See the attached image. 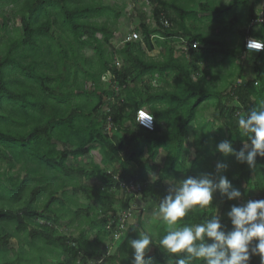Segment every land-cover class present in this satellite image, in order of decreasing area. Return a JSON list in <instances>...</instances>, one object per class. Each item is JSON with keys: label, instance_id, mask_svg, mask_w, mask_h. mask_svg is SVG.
Wrapping results in <instances>:
<instances>
[{"label": "trees", "instance_id": "16d2710c", "mask_svg": "<svg viewBox=\"0 0 264 264\" xmlns=\"http://www.w3.org/2000/svg\"><path fill=\"white\" fill-rule=\"evenodd\" d=\"M259 1L264 0L226 4L205 0L198 3L205 15L198 16L188 9L194 0H149L153 23L140 12L139 23L130 32H140L141 39L124 42V38L116 49L110 44L120 11L112 12L100 1L10 0L20 26L13 29V35L0 39V162L7 167L5 181L0 182V264H88L99 254L96 245L109 236L106 224L117 221L116 205L127 208L135 198L121 191V182L139 183L137 202L158 206L168 193L165 181L215 174L213 162L218 160L228 164L222 174L245 200L264 199V157L258 156L250 169L233 155L212 151L224 139L231 140L238 151L246 138L238 133L237 113L259 107L264 100V50L256 53L257 61L251 65L253 77L239 64L235 70L226 64V71L220 73L221 59L227 63L221 53L229 56L236 51L242 56L246 36L264 39V24L251 25ZM228 13L235 16L223 21ZM101 17L104 20L97 21ZM1 19L0 29L5 30L6 18ZM163 20L168 27L162 25ZM204 20L211 28L217 23L213 34L206 31V25L200 26ZM180 38L196 46L183 51ZM87 48L92 56L85 54ZM154 49H158L156 57L149 55ZM201 63H208V68L201 69ZM107 72L112 74L109 83L102 80ZM229 73H236L238 82L220 87L219 75ZM154 80L164 85L155 86ZM212 98L215 113L211 119L197 120L202 103ZM140 108L153 116L152 131L136 123ZM193 123L196 157L187 167L189 149L184 139ZM57 142L64 147L57 148ZM92 150L99 152L102 166L92 162ZM160 154L164 161L158 166ZM15 165L19 167L12 172ZM157 169V178L150 182L148 172ZM94 177L99 185L87 182ZM79 194L100 207L95 211L86 206L83 211L89 231L96 230L93 240L83 229L71 238L57 227L68 213L75 216L81 211ZM219 200L223 204L218 216L230 228L226 213L232 204L243 202L227 201L219 193L210 206L194 208L176 226L210 219L216 215ZM166 232L167 225L160 220L156 239ZM134 233L127 234L117 253L104 256L99 264H130L123 256ZM11 239L16 240V248L9 246ZM53 252L67 254V258L48 263ZM151 258L157 264H175L160 248ZM251 264H259V257H252Z\"/></svg>", "mask_w": 264, "mask_h": 264}, {"label": "clouds", "instance_id": "9594fccd", "mask_svg": "<svg viewBox=\"0 0 264 264\" xmlns=\"http://www.w3.org/2000/svg\"><path fill=\"white\" fill-rule=\"evenodd\" d=\"M246 49L249 54L264 50V39L249 38ZM152 119L143 111L136 116L137 123L146 127H151ZM236 122L239 135L246 138L243 146L237 151L231 140L224 139L212 151L225 157L233 155L236 162L253 169L257 157H264V100L260 101L259 107L237 113ZM227 168V163L217 162L215 174L205 172L199 176H188L170 186L157 211L158 217L167 225L166 234L157 240L153 234L140 231L138 238L129 239L132 249L130 264H152V258L146 259V256L153 243L174 258L175 264H193L194 261L202 264H251L254 256L259 257V264H264V199L232 204L226 213L230 228L216 215L202 223L176 226L194 208L210 206L217 193L227 201L241 199L240 189L222 174Z\"/></svg>", "mask_w": 264, "mask_h": 264}, {"label": "rangeland", "instance_id": "374dc122", "mask_svg": "<svg viewBox=\"0 0 264 264\" xmlns=\"http://www.w3.org/2000/svg\"><path fill=\"white\" fill-rule=\"evenodd\" d=\"M86 1H91V0H86ZM94 1H100V3L102 4V6L104 7H108L111 9L112 12L114 11H120V17L116 20V23L114 24V27H116V32L114 37L111 39V48H116L118 49L120 47V40H123L127 34L134 29V27L139 23V13L140 12H144L146 15V18H148L150 21V23H153V21L151 20L150 14H151V5L150 4H146L144 2V0H94ZM167 1H171V0H167ZM194 3H191L188 6V9L192 10V11H197L198 16H204L205 13L201 12L198 8V3L200 2H205V0H194ZM229 0H221V4H226ZM253 1V0H252ZM251 1V2H252ZM261 1H259L258 3H256L255 6V13L258 14L259 10H260V5H261ZM13 6L14 4L10 2V0H0V23H1V17H5L6 18V29H0V39H5L8 35H13L15 28H18L20 26V20H19V16H15L13 13ZM172 15L175 14L174 10L170 11ZM230 13L228 14H224V16L222 17V20L224 21V19L226 20V17L228 18ZM104 20V17H101L99 19H97V21L102 22ZM201 25H206V27H204L206 29V31L211 32L212 34L214 33L213 30L216 29L217 27V23H212L213 27L211 28L209 26V23L207 20H204ZM256 27H258L257 25H255ZM238 32V29H237ZM239 33V32H238ZM212 36H216V35H212ZM228 34L224 35V38H228ZM98 38H100V35H97ZM226 46L229 43V40H226ZM110 47L108 46V49ZM235 50V49H234ZM85 54L87 56H92L93 55V51L89 48L85 49ZM158 54V49H154L152 52L149 53L150 56L152 57H156V55ZM179 54L176 52V56H178ZM245 54H243V60L242 62H247L248 59H245ZM220 57H227V63L228 66H233V69L235 70L236 66H237V62H238V57H241V55H239L238 52L235 51L234 54H230L225 55L223 53L220 54ZM116 62L118 63V66L121 65V61L119 58H117ZM224 64L223 68H222V73H224L226 71V67L227 65ZM225 67V68H224ZM200 68L201 69H206L208 68V63H201L200 64ZM245 72H247L249 74V76L253 77V73L254 70L252 69L251 65L250 67L244 65L243 66ZM221 73V71H220ZM233 74V72H232ZM231 73L228 74V76L224 77L222 75H219V86L220 87H225L226 85L232 83H237L235 80V75L232 76ZM245 75V74H244ZM169 81H171V79H169ZM153 85L155 86H163L164 82L163 81H153ZM107 88V85H104ZM213 103H214V99H208L206 101H204L201 105V107L198 110L197 113V120L200 121H205L206 119L210 118V115L212 114L213 111ZM108 107H103V110L107 109ZM190 130L193 128V124L189 125ZM93 155H91L92 158H94V161L99 162L100 161V156L96 153L93 152ZM19 165H15L12 172L17 171ZM5 170H7L6 164L5 163H1L0 162V182H4L5 181V177L3 175V172H5ZM21 176L23 175V173L20 174ZM149 180H154L155 179V172L149 173ZM91 183H95L98 184V181H92ZM169 184V183H168ZM170 186V185H169ZM78 201H79V207L82 208L81 211H78L77 214L74 216L70 213L67 214L66 218H64L62 221H60V223L57 224L58 230L61 234H64L65 236H70L71 238H75L78 236L79 232L81 231L80 229H83L85 232H89V238L90 240H93L96 234V230H91L89 231L90 227L88 224H86L84 222V214L83 211L85 210L86 206H90L92 207L95 211H99V204H97L94 201H87L83 198V196L81 194L78 195ZM252 199L253 198H249ZM248 200V199H246ZM245 200V201H246ZM244 202V201H243ZM128 206L130 207V216H129V220L127 222L126 225V229L125 231H128L127 234H130L131 232H135L134 233V238L132 239H136L138 238L139 235V230H140V226L141 223L145 225V223L143 221H141V212H143V209H141V205L139 202H137L136 197L129 200L128 201ZM221 203H219L217 205V213L219 212L220 208H221ZM125 207L121 204L116 205V209L118 210V212H121ZM142 208L143 205H142ZM147 208H149V219H156V213L157 211L155 210V205L153 203H148V205H146V208H144V210H146ZM72 211L74 209H71ZM152 212V213H151ZM151 222V221H150ZM80 223H82V225H80ZM148 227L145 228V231L148 232L147 230ZM124 235L123 238H121V240H119L118 242H113L109 236H105L103 238V240L96 245L97 251H98V255H96L93 259L89 260L88 262H96L99 261L101 262L102 258L106 255H112L114 253H117V249L119 247V245L121 243L124 242V239L126 237V235ZM9 246L16 248L17 247V242L15 239H11L9 242ZM151 247V246H150ZM91 249H94V246H91ZM107 252V253H106ZM150 252H152V249L150 250ZM125 255L123 256L124 258V262L125 263H130L131 260V254H132V249L131 247L127 246L126 250H125ZM57 257L59 259H66L67 258V254L64 253H59L57 254V252H53V254L50 256L48 255L47 258V262L48 263H52L54 262ZM89 264V263H88ZM152 264H157L155 261H152Z\"/></svg>", "mask_w": 264, "mask_h": 264}, {"label": "built area", "instance_id": "2783aa9c", "mask_svg": "<svg viewBox=\"0 0 264 264\" xmlns=\"http://www.w3.org/2000/svg\"><path fill=\"white\" fill-rule=\"evenodd\" d=\"M144 2L146 4H149V0H144ZM261 24H264V1H262L261 5H260V10H259V13L256 14V18L251 22V25L260 26ZM162 25L166 28V27L169 26V23H168L167 20H163L162 21ZM153 37H155V35H152L151 39ZM249 38H255V37H252V36H246L245 37V39H244V48H245L246 51H248L246 49V42H247V40ZM140 39H141L140 32L132 31L125 37V39L123 41L124 42H128V41L140 40ZM179 42H180V45H181L183 51H186L190 46L191 47H193V46L195 47L196 46V42L187 41V39H184V38H180ZM253 52L257 53L255 51H253ZM116 64L118 65L117 62H116ZM111 78H112V74L110 72H107L106 74H104L102 76V80L103 81H107V82H109L111 80ZM112 87L114 88L115 91L118 90V87L116 85L112 84ZM140 111H143L145 113L150 114L149 111H147L145 108H140V109H138L136 111L135 121H136V116H137V114ZM136 123H137V121H136ZM137 124H138V126H140L142 128H145V129H147L149 131H152L154 129V119H152V121H151V127H146V126H144L142 124H139V123H137ZM120 185L122 186V189H121L122 192L125 191L126 193H128L130 195H133L134 197H137L139 195V192H140V189H141V185L139 183H133L132 181L128 182V183H122L121 182ZM130 212H131L130 207L124 208L121 212H118L117 221L114 223V225H113V221H109L106 224L105 227L109 231L110 239L113 242H116L123 235V233L125 232L126 225H127L128 220H129ZM88 263L89 264H99L100 262L96 261V262H88Z\"/></svg>", "mask_w": 264, "mask_h": 264}, {"label": "crops", "instance_id": "0c3cea01", "mask_svg": "<svg viewBox=\"0 0 264 264\" xmlns=\"http://www.w3.org/2000/svg\"><path fill=\"white\" fill-rule=\"evenodd\" d=\"M250 2L252 1V0H249ZM228 3V2H227ZM235 16V14L234 13H230L229 14V17L232 19V17H234ZM246 53H245V59H248V61L247 62H242V58H243V55L240 57V60L238 59V64L243 68V66L244 65H246V66H248V67H250V65H253L257 60L255 59L256 58V53H251V54H249V52L248 51H245ZM226 62V61H225ZM225 62H223V60L221 59V61H220V71H222V68H223V64L225 63ZM226 64V63H225ZM237 64V65H238ZM252 67V69H253V66H251ZM225 68V67H224ZM247 73V72H246ZM235 75V78H236V82H238V78L236 77V73L234 74ZM248 76H249V74H248ZM105 82H107V81H105ZM110 82V81H109ZM109 82H107V83H109ZM112 85V84H111ZM215 112H214V109H213V111H212V114L210 115V118L209 119H211V117H212V115L214 114ZM209 119H206L205 121L206 122H208L209 121ZM194 127H195V125H194V123H193V128L190 130V128H189V133H188V136H187V138L186 139H184L185 141V143H186V146H187V148L189 149V156L187 157V159H186V166L187 167H190V164H191V162L194 160V158L196 157V155H195V146L192 144V142H191V136H192V133H193V130H194ZM214 129H215V127H213L212 129H211V132H213L214 131ZM64 147V144L63 143H58L57 142V148H59V149H62ZM93 152H96L99 156H100V154H99V152L97 151V150H92L91 151V155H93L92 153ZM93 157V156H92ZM91 157V158H92ZM100 160H101V156H100ZM78 161H80V158H78ZM163 161H164V154H160V155H158L157 156V158H156V164L159 166V165H161V163H163ZM92 162H94L95 164H98V165H100V166H102L101 165V163H100V161L99 162H96V161H94V158H92ZM218 162V160H215L213 163L216 165V163ZM158 172H159V170L157 169L156 170V172H155V179L157 178V175H158ZM149 173L150 172H148V180H149ZM154 173V172H153ZM233 179H235L236 177L235 176H233L232 177ZM98 181L99 182V179L98 178H96V177H94L92 180H90V181H87L89 184H91V185H99V183L98 184H95V183H91L92 181ZM150 181V180H149ZM153 180H151L150 182H152ZM86 182V181H85ZM178 182L179 181H176V180H167V181H165V186L167 187V189H169V187L170 186H173V185H175V184H178ZM169 183V184H168ZM170 185V186H169ZM251 198V197H250ZM241 202H243V201H245V199L243 198V197H241ZM148 203H152V202H150V201H146V202H143V203H141L140 205V207H141V209H143V212H141V221H143L144 223H145V225L144 224H142L141 223V226H140V230L139 231H145V228L146 227H148L147 228V230H148V233H150V234H153L154 236H155V238H156V226H157V224H158V222L161 220L159 217H158V215H157V213H156V219L154 220V219H149V216H150V214H149V208H147L146 210H144V208H146V205H148ZM219 203H221V205L223 204V202L222 201H218L217 203H216V205H215V212H216V216H218L219 215V213H220V211H221V209H222V206H221V208H220V210H219V212L217 213V205L219 204ZM142 205H143V207L144 208H142ZM155 205V210L156 211H158V206L156 205V204H154ZM152 213V212H151ZM151 221V222H150ZM129 231V230H128ZM127 231V232H128ZM146 232V231H145ZM151 247V249H152V252H148L147 253V256H146V259L150 256V257H152V254H154L155 252H157V253H159V247L157 246V244L156 243H153L152 245H150ZM107 253V252H106ZM105 256H108V255H106L105 254ZM152 261H154V260H152ZM167 264H169V263H167Z\"/></svg>", "mask_w": 264, "mask_h": 264}]
</instances>
